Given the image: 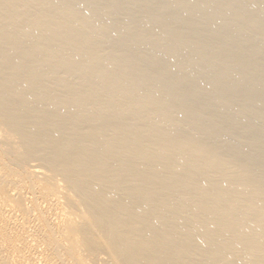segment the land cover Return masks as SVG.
<instances>
[{
    "label": "bare ground",
    "instance_id": "obj_1",
    "mask_svg": "<svg viewBox=\"0 0 264 264\" xmlns=\"http://www.w3.org/2000/svg\"><path fill=\"white\" fill-rule=\"evenodd\" d=\"M258 81L264 0H0V264H264Z\"/></svg>",
    "mask_w": 264,
    "mask_h": 264
},
{
    "label": "rangeland",
    "instance_id": "obj_2",
    "mask_svg": "<svg viewBox=\"0 0 264 264\" xmlns=\"http://www.w3.org/2000/svg\"><path fill=\"white\" fill-rule=\"evenodd\" d=\"M252 8H253V7H252ZM252 8H251V6H250V7L247 8V9H249V10L245 9V11H244L245 14H244V15H245V16H247V15L249 16V15L253 12V10H251ZM246 10H247V11H246ZM248 11H249V12H248ZM147 24L151 25L150 23H147ZM164 24H165V23H163V26H164ZM147 27H148V25H147ZM182 27H183V25H182ZM232 32H233L232 30H231V31L229 30V31H227V34L230 35V33L232 34ZM36 48H37V46H36ZM209 57L212 58L213 56L210 55V56H208V58H209ZM212 59H213V58H212ZM208 62L211 63L212 60H208V59H207V63H208ZM209 63H208V64H209ZM121 67H122V66H121ZM123 68H124V67L120 68V70L123 69ZM121 71H122V70H121ZM123 71H124V69H123ZM263 82H264V81H263ZM263 82H262V83L260 82V85H261V84L264 85ZM255 84H256V85H254L255 88H254V86H252V87H253V90H258L256 86L259 85V81H258V83L256 82ZM257 84H258V85H257ZM260 85H259V87H262V85H261V86H260ZM259 87H258V88H259ZM258 95H260V97H262L261 94H258ZM258 95H257L256 99L260 98V97H258ZM214 101H215V100H214ZM250 106H251V105H250ZM227 109L229 110V108H225V112H226V113L229 112V111H227ZM241 142H242V141H241ZM248 142L251 143L252 141H248ZM251 144H252V143H251ZM254 144H255V142L253 141V144H252V145H254ZM256 151H257V150H256Z\"/></svg>",
    "mask_w": 264,
    "mask_h": 264
}]
</instances>
